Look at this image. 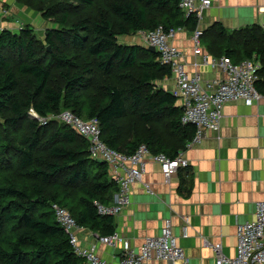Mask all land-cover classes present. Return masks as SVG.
Returning <instances> with one entry per match:
<instances>
[{"label":"trees","instance_id":"trees-1","mask_svg":"<svg viewBox=\"0 0 264 264\" xmlns=\"http://www.w3.org/2000/svg\"><path fill=\"white\" fill-rule=\"evenodd\" d=\"M18 1L58 29L45 41L28 27L0 33V264H86L54 206L108 237L115 219L100 215L96 203L112 206L119 187L109 165L91 158L86 138L58 121L41 126L30 112L46 118L70 111L98 120L110 149L130 156L144 145L152 156L177 158L196 128L182 123L176 98L155 86L171 69L119 38L198 23L185 18L180 0ZM244 34L241 44L226 38L224 53L235 65L260 59L261 94L264 31L254 26Z\"/></svg>","mask_w":264,"mask_h":264},{"label":"crops","instance_id":"crops-1","mask_svg":"<svg viewBox=\"0 0 264 264\" xmlns=\"http://www.w3.org/2000/svg\"><path fill=\"white\" fill-rule=\"evenodd\" d=\"M195 20L196 29L203 32L202 55L224 59L226 38H235L241 44L247 29L256 26L264 31V0H212L211 8L204 12L202 19ZM23 27L34 30L42 41L48 31L58 29L52 20H46L18 0H0V33L18 34ZM196 29L184 28L171 40L182 52L181 63L191 77H200L204 86L206 82L225 80L227 75L220 68L205 65L202 56L195 55ZM121 38V45L149 47L139 34ZM249 60L262 66L257 56ZM261 85L258 103L253 106L244 102L227 104L220 131L206 132L201 143L189 149L187 146L192 141L187 144L179 154L188 161L189 169L173 175L169 184L164 181L161 167L147 160V174L143 183L133 187L130 206L113 217L115 233L130 243L132 251L139 252L147 238L161 236L165 220L171 219L174 235L185 251L188 264H216V254L206 242L221 244L224 255L229 258L236 256L237 226L253 221L258 204L264 202V83ZM155 86L174 96L177 78L171 73ZM176 100L177 107L183 110L182 102ZM145 184L151 186L153 194L145 190ZM185 218L190 220L187 239L183 238ZM76 237L81 249H95L100 259L120 263L121 246L110 248L101 244L100 234L87 228L78 230Z\"/></svg>","mask_w":264,"mask_h":264},{"label":"built area","instance_id":"built-area-1","mask_svg":"<svg viewBox=\"0 0 264 264\" xmlns=\"http://www.w3.org/2000/svg\"><path fill=\"white\" fill-rule=\"evenodd\" d=\"M211 6L212 0H180V9L185 18L194 16L199 21ZM6 15L7 12H4L3 16L6 17ZM181 30L166 32L160 27L153 32H139L138 34L149 47L156 49L158 61L161 65L170 68L177 78L178 88L174 92V97L183 104L182 123L193 125L196 128V134L187 146L189 149L201 143L206 132L220 131L224 108L227 104L244 102L247 106H253L259 102L261 94L256 89V84L259 81L261 65L253 60H246L235 65L228 58L219 60L202 55L203 32L196 29L193 35L195 55L202 56L205 65L220 68L227 75L225 80L206 82L204 86L200 77H191L187 73L185 66L181 63L182 52L171 44V40ZM30 118L40 123L41 126L58 121L71 127L78 135L89 141L91 158L109 165L111 179L118 185L119 191L112 206L104 207L96 203L98 212L102 216L117 217L130 206L133 187L138 183H143L147 174L148 159L161 167L166 184H169L172 176L180 170L189 168V163L182 154L172 160L164 154L152 156L144 145L130 156L110 149L101 140L98 120L84 121L70 111L46 118L31 111ZM145 190L153 194L149 184H145ZM54 210L58 222L69 235L71 245L78 256L85 259L87 264H113L100 259L95 249H81L76 232L82 228L76 224L66 209L55 205ZM183 221V238L187 239L190 220L185 218ZM173 229V221L165 220L161 236L147 238L139 252L132 251L130 243L121 238L118 233L108 237H99V241L110 248L121 246L123 254L118 264H188L185 251L180 247ZM206 246L216 254V264H264V202L258 204L253 221L237 226V248L234 258L224 255L221 244L214 245L206 242Z\"/></svg>","mask_w":264,"mask_h":264},{"label":"water","instance_id":"water-1","mask_svg":"<svg viewBox=\"0 0 264 264\" xmlns=\"http://www.w3.org/2000/svg\"><path fill=\"white\" fill-rule=\"evenodd\" d=\"M46 36H47V34H46ZM148 50H149L151 53L156 54V49H155L154 47H148ZM48 51H51V48H50V47H48Z\"/></svg>","mask_w":264,"mask_h":264},{"label":"rangeland","instance_id":"rangeland-1","mask_svg":"<svg viewBox=\"0 0 264 264\" xmlns=\"http://www.w3.org/2000/svg\"><path fill=\"white\" fill-rule=\"evenodd\" d=\"M122 39V38H121ZM120 40V39H119Z\"/></svg>","mask_w":264,"mask_h":264}]
</instances>
